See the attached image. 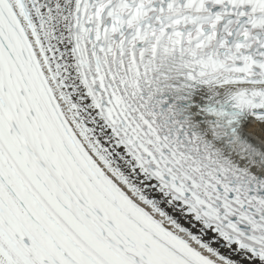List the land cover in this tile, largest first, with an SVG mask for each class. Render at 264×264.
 Returning <instances> with one entry per match:
<instances>
[{
	"label": "snow or ice",
	"instance_id": "6c2138e0",
	"mask_svg": "<svg viewBox=\"0 0 264 264\" xmlns=\"http://www.w3.org/2000/svg\"><path fill=\"white\" fill-rule=\"evenodd\" d=\"M0 264H264V0H0Z\"/></svg>",
	"mask_w": 264,
	"mask_h": 264
}]
</instances>
